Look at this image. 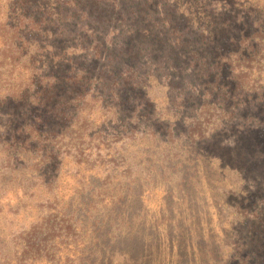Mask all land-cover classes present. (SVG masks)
<instances>
[{
    "label": "rangeland",
    "instance_id": "1",
    "mask_svg": "<svg viewBox=\"0 0 264 264\" xmlns=\"http://www.w3.org/2000/svg\"><path fill=\"white\" fill-rule=\"evenodd\" d=\"M84 258L264 264V0H0V264Z\"/></svg>",
    "mask_w": 264,
    "mask_h": 264
},
{
    "label": "trees",
    "instance_id": "2",
    "mask_svg": "<svg viewBox=\"0 0 264 264\" xmlns=\"http://www.w3.org/2000/svg\"><path fill=\"white\" fill-rule=\"evenodd\" d=\"M45 233H46V231H43V232L38 233L39 235L34 236V238L32 239L33 245L30 247H28V246L27 247L30 250L33 249L34 247H36L37 248L36 251L50 250L52 247V242L48 243V241H44L41 239V236H45V238H46L47 234H45ZM25 251H28L27 248H25ZM87 253H92V252L82 251L80 253V256H84ZM84 261H85V258L81 259V264H83Z\"/></svg>",
    "mask_w": 264,
    "mask_h": 264
}]
</instances>
